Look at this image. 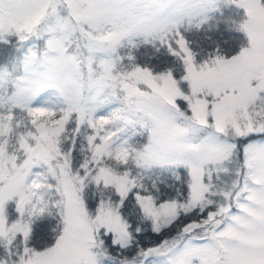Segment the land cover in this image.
<instances>
[{
	"label": "snow or ice",
	"instance_id": "6c2138e0",
	"mask_svg": "<svg viewBox=\"0 0 264 264\" xmlns=\"http://www.w3.org/2000/svg\"><path fill=\"white\" fill-rule=\"evenodd\" d=\"M0 264H264V0H0Z\"/></svg>",
	"mask_w": 264,
	"mask_h": 264
}]
</instances>
